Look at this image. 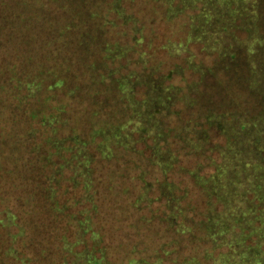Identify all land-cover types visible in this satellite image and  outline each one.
Returning <instances> with one entry per match:
<instances>
[{"label":"trees","instance_id":"16d2710c","mask_svg":"<svg viewBox=\"0 0 264 264\" xmlns=\"http://www.w3.org/2000/svg\"><path fill=\"white\" fill-rule=\"evenodd\" d=\"M38 164L53 202L67 170L83 191L73 264H238L264 229V0H0V197Z\"/></svg>","mask_w":264,"mask_h":264},{"label":"rangeland","instance_id":"374dc122","mask_svg":"<svg viewBox=\"0 0 264 264\" xmlns=\"http://www.w3.org/2000/svg\"><path fill=\"white\" fill-rule=\"evenodd\" d=\"M192 48L198 54V60L204 59V54L199 51L200 46L194 45ZM56 163L59 166L61 161L56 160ZM37 166L32 176L15 178L11 189L0 197V264H64L65 259L73 264L75 260V253L64 251L63 238L67 237L69 243L76 242L73 218L80 213L81 206H77L76 201L83 191L75 187L73 174L67 170L55 185L57 196L56 202H53L45 191L49 187L45 182L49 171L45 164L44 169L41 164ZM64 206L69 208L62 211ZM8 209L14 216L6 214ZM251 232L262 240L256 244L257 238H247L240 231L233 239L237 245L236 252L241 256L240 260L235 256L238 264H264V229L256 228ZM249 245H254L253 250ZM88 246H92L90 240ZM104 246L114 249L110 241H104ZM83 247H74L73 251H80ZM217 252L224 251L219 249ZM116 257L111 255L105 264H121Z\"/></svg>","mask_w":264,"mask_h":264}]
</instances>
